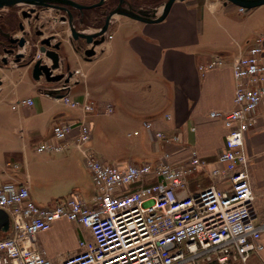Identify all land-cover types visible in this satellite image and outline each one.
<instances>
[{"label":"crops","instance_id":"obj_1","mask_svg":"<svg viewBox=\"0 0 264 264\" xmlns=\"http://www.w3.org/2000/svg\"><path fill=\"white\" fill-rule=\"evenodd\" d=\"M236 7L225 5L222 0H183L174 2L166 18L158 23L117 17L110 22L106 33L112 37L111 41L105 37V41L95 48L96 54L90 61L83 60L72 49L65 25L60 32L65 54L70 65L74 61L79 66L75 69L70 66L75 72L67 91L69 99L82 102L86 98L95 102V110L84 113L80 107L73 108L57 95H48V89L56 90L60 85L42 84L32 79L24 93L26 98L22 99H31L32 105H21L22 116L16 119L22 128L21 136L9 140L0 133V141L6 140L0 150V158L5 159V168L0 169V187L8 184L25 186L31 201L39 207L53 208L72 192L92 205L96 190L91 191L84 185L73 161L76 152L80 154V151L73 146L57 153H37L35 150L41 143H55L54 125L88 118L92 119L86 121L91 132L88 148L105 162L124 166L133 161L130 156H135L137 160L133 162L140 164L148 156L155 161L166 154L169 163L178 166L187 163L195 151L208 164L187 176L188 192L197 193L214 184L209 171L219 166L217 156L224 149L227 129L222 119L211 117L210 113L233 108L231 62L235 57L245 55L254 38L264 32L262 6L246 10L244 16L237 15ZM49 11H43L40 23L48 22ZM58 22H51L56 29L54 33L61 24ZM51 33L46 31L45 35ZM217 57L225 61L224 66L202 69ZM261 59L264 64V42ZM15 73L31 77L30 69L14 64L0 66V96L6 92L7 81H10L13 94L18 97V82L11 79ZM131 92L137 100L129 99ZM7 100L12 109L15 100L9 99L8 95L0 98V106L6 105ZM255 114L257 122L246 134L244 149L249 160L255 222L264 225V98ZM103 117L115 124L104 129L106 136L102 134L99 147L92 146L93 125ZM17 122L12 120L14 134L18 130ZM145 122L152 125L153 132L178 135L180 142L164 144L154 138L152 131L146 133L143 129L129 154L125 153L123 159L119 158L122 160H117L113 153L118 148L119 129L115 126L121 123H141L143 126ZM3 123L5 119L0 117V131ZM8 124L11 125L10 120ZM132 131L138 129L134 127ZM76 135L74 128L68 142L72 143ZM84 170L94 186L85 166ZM71 185L73 190L64 195ZM216 187L229 189V183L220 182ZM81 239L92 242L87 230L60 219L48 231L36 234L34 247L52 264H60L79 250ZM261 240L264 244V229ZM248 264H264V250L252 255Z\"/></svg>","mask_w":264,"mask_h":264},{"label":"built area","instance_id":"obj_2","mask_svg":"<svg viewBox=\"0 0 264 264\" xmlns=\"http://www.w3.org/2000/svg\"><path fill=\"white\" fill-rule=\"evenodd\" d=\"M237 11L246 12L241 7ZM263 42L264 32L254 38L245 55L231 62L233 108L210 113L222 119L227 129L224 149L217 156L219 166L209 171L214 184L188 192L187 176L208 164L195 151L187 163L178 166L170 164L166 154L154 163L118 166L88 148L91 132L84 119L56 124L52 128L55 143H41L35 150L57 153L73 146L80 151L96 190L93 203L89 205L72 192L53 208L39 207L25 186H1L0 209L7 213L10 226L9 234L0 237V264H52L34 247V239L60 219L87 230L92 239L91 243L81 239L79 250L60 264H248L252 255L264 250V225L255 222L244 149L246 134L257 122L255 111L264 98ZM224 65L217 57L202 69ZM70 84L56 88L58 99L73 108L82 107L84 113L93 112V101L69 99ZM19 104L32 105V100L16 101L12 109ZM74 128L77 135L69 143ZM143 129L150 133L152 125L145 122ZM139 135L134 131L127 136ZM153 135L164 144L180 142L175 134L155 131ZM220 182H228L229 189H218Z\"/></svg>","mask_w":264,"mask_h":264},{"label":"water","instance_id":"obj_3","mask_svg":"<svg viewBox=\"0 0 264 264\" xmlns=\"http://www.w3.org/2000/svg\"><path fill=\"white\" fill-rule=\"evenodd\" d=\"M176 1L166 0L160 12L153 11H134L131 8L122 7L123 0H118V5L108 13L104 24L92 33H85L76 28V22L72 14L63 8L66 17L47 18L48 22H41L42 13L53 4H63L76 7L77 9H90L100 6L104 0H99L91 6H80L70 0H0V9L16 7L20 4L29 5V9L20 12L22 20L18 23L17 29L20 35L12 36L9 41V49H4V55L0 57L2 66L14 64L19 68L30 69L31 77L36 82L42 84L67 85L71 83V78L75 71L65 54L61 31H56L50 24L51 22L64 24L68 30V41L72 49L78 53L83 60L90 61L96 54L95 48L105 41V34L108 31L110 21L114 16H124L126 18L143 22L158 23L163 21L168 15L172 5ZM224 4H232L237 7L251 10L264 5V0H223ZM37 8L40 10L38 11ZM23 21V22H22ZM24 21H27L26 24ZM52 32L45 35V32ZM56 40V41H55ZM1 84V81H0ZM48 95H56L57 90L48 89ZM60 97V95L56 96ZM10 221L7 213L0 209V235L9 231Z\"/></svg>","mask_w":264,"mask_h":264},{"label":"rangeland","instance_id":"obj_4","mask_svg":"<svg viewBox=\"0 0 264 264\" xmlns=\"http://www.w3.org/2000/svg\"><path fill=\"white\" fill-rule=\"evenodd\" d=\"M75 1L86 3V4H90V3H95L98 0H75ZM127 1L133 7L132 10H134V11H139V10L153 11V10H156L158 12H160L162 5L166 2V0H127ZM190 1H198V0H190ZM114 4H115V1H111V0H108V1L105 2V5L108 6V8L113 6ZM24 6H25L24 4H20V5L16 6V9H17L16 16H17V18H14V16L12 15V17L10 19L11 26L15 27V25H16L15 23H17V22L22 20L21 17H20V14H19V10H20L21 7H24ZM237 8L238 7H236L235 10ZM261 9H264V5H262ZM7 12H8V8H3V9L0 10V14H2L3 17H5L4 15H6V18H7V15L12 14V13H9V12L7 13ZM48 13H49L50 16H48ZM48 13H47V18H56L57 17V14H55V12L52 9H50V11ZM86 13H87L86 14L87 15V20H85L83 23L76 22V28L78 30H80V31L85 32V33H92V32L98 30L101 27V23H102V19H103L102 16H104V14L106 12L104 11L103 7H101V8H97V9L91 10V11H86ZM89 15H91V16L89 17ZM237 15L238 16H244L245 14L241 15V14L237 13ZM117 17H123V16H116L115 18L117 19ZM115 18H113V19H115ZM0 22H1V20H0ZM3 22H5V21L3 20ZM64 27H65L64 24H58L57 29L59 31H63ZM66 29H67V27H66ZM14 35H20V34H19V32H14ZM106 35L109 36L108 34H106ZM111 38L112 37L108 38V41H111ZM0 55H1V53H0ZM71 65H72L73 69L79 68V66H77L74 61H72ZM82 69H84V71L87 70V68H82ZM11 79L13 80V82H18V85H19V86L17 85L18 86V91H19L18 97H16L15 94H13V88H12V84L10 83V81H7V84H6L7 90H6V92L4 94H2L0 96V98L1 97H5V96L7 97V95H8L9 99H14L15 102H16V100L25 99L26 96H25L24 93H25V90L31 85V84L29 85V83L32 81V78L29 77L28 74H24L22 76L20 73H15L14 75H12ZM128 95H129V99L135 98L137 100V97H136V95L133 92L128 93ZM139 101H141L140 96H139ZM6 102H7L6 105L0 106V117L2 119H5V123H3L2 126H1L0 133L6 139H9V140H12L14 138L17 139V137L21 136L20 135L21 134L20 130L22 128L20 129L16 119L18 118V116H22V110L23 109H22V106L19 104L18 110H12L11 109L10 100H7ZM62 107L64 109H69V108H66L65 106H62ZM80 109L82 110V107H80ZM13 119L17 122V125H18L16 127L18 130H16L15 134L13 133V124H14V123H12ZM108 119L109 118L103 117L99 122L96 121L94 123V125H93L94 126V128H93V139H92V142H91L92 146H95V145L98 146V144H100L99 142H101L100 138H101L102 134L104 136H106L105 135V130H104L105 128H109L111 126H114L115 123H111V121H108ZM9 120L11 122L10 126L8 124ZM88 120H92V119L88 118L86 121H88ZM93 122H94V120H93ZM115 127H118V129H119L118 130V136H117L118 137V139H117L118 140L117 141L118 148H117V150L114 151V153H113L114 155L113 156H116V158H118L117 160H122L126 156V155L124 156L123 154H125V153L129 154V152H128L129 149L132 146H134V144H135L137 139H140L137 136L128 137L127 133L128 132L132 133L133 132L132 130L134 129V127H136V129H138V131L142 135L143 126H142L141 123H139V124H132V123H126V124L123 123L122 124L121 123L118 126L116 125ZM23 130L25 132V128ZM4 142H6V140L5 139H1V141H0V150L3 148ZM130 157L133 159V161L137 160V159H135V156H130ZM119 158H122V159H119ZM144 160H146L144 162H151V163H154L156 161V160L152 161V160H154L153 157H149V156L146 157ZM73 161H74L75 169L80 174L81 180L83 181L84 185L86 187H88L89 190L93 191V189L95 187L91 185V183H90V181H89V179H88V177H87V175L85 173V170H84V166L85 165H84L83 157H82L81 153L79 154V153L76 152V155H75ZM133 161L130 160V161H128V163H132ZM168 161H169V158H168ZM108 162H110V161H108ZM4 163H5V159L0 158V169H1V171L5 168ZM133 164H136V162H133ZM0 173H2V172H0ZM71 188H74L73 185H71V187H68V189H66V192H65L64 195L69 194V192H71L73 190V189L71 190Z\"/></svg>","mask_w":264,"mask_h":264},{"label":"flooded vegetation","instance_id":"obj_5","mask_svg":"<svg viewBox=\"0 0 264 264\" xmlns=\"http://www.w3.org/2000/svg\"><path fill=\"white\" fill-rule=\"evenodd\" d=\"M70 1H73V2H75L76 4H78L80 6L87 7V6H91V5L96 4L99 0L97 2H95V3H90V4L77 2L75 0H70ZM106 1H108V0H104V2L100 6L94 7V8H90V9H81V10H79L76 7H73V6H70V5L68 6V5L58 4V3L57 4L56 3L53 4L54 7H48V9H52L55 12V14H57L58 18L64 16V17H66L68 19L67 14L64 11H62L63 8H66L72 14L74 19H77L81 23H83L85 20H87L86 11H91V10L103 7V9H104V11L106 13L104 14V16H102L103 17L102 23H101V26H102L104 24L105 18L108 15V13L110 11H112L114 8H116L118 3H119L118 0H111V1H115V4L108 8V6L105 5ZM122 7L133 9V7L129 4V2L127 0H123ZM27 9H29V5H25L24 7H21L20 10H19V14H20L21 11L27 10ZM37 10L39 11L40 9L37 8ZM8 12L12 13V14L7 15V18H6V15H4L5 17H3L2 14H0V20H1V22H0V53H1L0 57H2L4 55V53H3L4 49H9V41L8 40L12 36H14V32H18V29L16 27H17L18 23L20 22L19 21V22L15 23L16 24L15 27L11 26V23H10V19H11L12 15L14 16V18H17V16H16V14H17L16 13L17 12L16 7L8 8ZM90 16L91 15H89V17ZM20 17H21V15H20ZM3 20L5 22H3ZM0 66H2L1 61H0Z\"/></svg>","mask_w":264,"mask_h":264},{"label":"trees","instance_id":"obj_6","mask_svg":"<svg viewBox=\"0 0 264 264\" xmlns=\"http://www.w3.org/2000/svg\"><path fill=\"white\" fill-rule=\"evenodd\" d=\"M5 236H7L6 233H3V234L0 235V237H5Z\"/></svg>","mask_w":264,"mask_h":264},{"label":"bare ground","instance_id":"obj_7","mask_svg":"<svg viewBox=\"0 0 264 264\" xmlns=\"http://www.w3.org/2000/svg\"><path fill=\"white\" fill-rule=\"evenodd\" d=\"M115 17H116V16H114L113 18H115ZM113 18L111 19V21L113 20ZM111 21H110V22H111Z\"/></svg>","mask_w":264,"mask_h":264}]
</instances>
